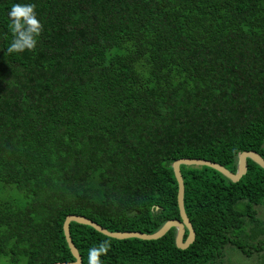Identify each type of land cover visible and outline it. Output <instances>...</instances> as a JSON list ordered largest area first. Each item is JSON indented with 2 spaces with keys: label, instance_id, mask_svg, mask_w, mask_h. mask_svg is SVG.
<instances>
[{
  "label": "trees",
  "instance_id": "1",
  "mask_svg": "<svg viewBox=\"0 0 264 264\" xmlns=\"http://www.w3.org/2000/svg\"><path fill=\"white\" fill-rule=\"evenodd\" d=\"M15 3L36 5L44 30L35 52H7ZM250 151L264 159V0H0L8 264L74 262L62 228L71 215L153 234L180 219L175 161L235 173ZM180 172L188 248L176 247L174 228L116 240L72 222L81 264L105 239L103 264H233L231 255L247 262L264 252L262 168L247 160L236 183L204 166Z\"/></svg>",
  "mask_w": 264,
  "mask_h": 264
},
{
  "label": "water",
  "instance_id": "2",
  "mask_svg": "<svg viewBox=\"0 0 264 264\" xmlns=\"http://www.w3.org/2000/svg\"><path fill=\"white\" fill-rule=\"evenodd\" d=\"M247 160H251L257 164L260 168L264 170V159L254 151L242 152L238 155L237 159V170L235 173H231L226 170L224 166L219 164L199 159H179L172 164V170L177 182L178 191H177V206L179 210V220L167 221L158 231L153 234H143L140 232H109L106 229L102 228L97 223L83 217V216H67L63 222V234L68 245V248L75 258L74 262L67 263H55V264H81V257L74 246L72 239L70 237L69 225L74 222L77 224L89 226L93 228L96 232L116 240H126V239H139V240H157L163 237L171 228L176 230L175 236V245L178 249L184 250L194 241V231L192 229L191 223L184 210V184L182 175L180 172V166H204L211 168L218 173L222 174L225 178L227 177L232 183L238 182L247 172ZM187 231V236L185 232Z\"/></svg>",
  "mask_w": 264,
  "mask_h": 264
},
{
  "label": "clouds",
  "instance_id": "3",
  "mask_svg": "<svg viewBox=\"0 0 264 264\" xmlns=\"http://www.w3.org/2000/svg\"><path fill=\"white\" fill-rule=\"evenodd\" d=\"M36 5L32 3H15L11 6L8 17L9 29L12 35L7 52L23 53L25 51L35 52L38 43L37 38L43 33V25L36 15ZM111 249L109 239H105L97 246L88 250V264H103L102 256L107 255Z\"/></svg>",
  "mask_w": 264,
  "mask_h": 264
},
{
  "label": "rangeland",
  "instance_id": "4",
  "mask_svg": "<svg viewBox=\"0 0 264 264\" xmlns=\"http://www.w3.org/2000/svg\"><path fill=\"white\" fill-rule=\"evenodd\" d=\"M258 210V214L259 216H263L264 210L262 209H257ZM235 254V253H234ZM233 258L231 259L230 263L233 264H244V263H248V264H256L258 262L261 263V261L263 262L264 260V252L260 253L259 256H253V258L247 262H243L241 256L238 255H231ZM0 264H8V262L4 259H0Z\"/></svg>",
  "mask_w": 264,
  "mask_h": 264
}]
</instances>
